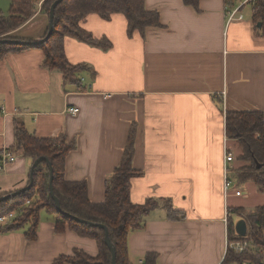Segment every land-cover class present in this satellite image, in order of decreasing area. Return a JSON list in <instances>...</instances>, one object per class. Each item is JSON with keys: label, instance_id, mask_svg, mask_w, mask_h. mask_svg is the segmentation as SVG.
Here are the masks:
<instances>
[{"label": "crops", "instance_id": "obj_1", "mask_svg": "<svg viewBox=\"0 0 264 264\" xmlns=\"http://www.w3.org/2000/svg\"><path fill=\"white\" fill-rule=\"evenodd\" d=\"M248 4L250 18L243 12ZM145 5L158 10L161 20L145 37L128 36L122 13L108 20L91 13L81 21L94 37L112 42L107 50L65 37L69 62L89 69L83 89L47 68L39 48L11 52L0 61V158L15 142L17 117L37 136L76 139L66 159V179L85 180L90 200L102 202L106 178L137 122L134 165L143 175L132 179L131 198L135 203L171 199L184 217L169 219L162 205L153 209L145 226L129 234L131 262L156 253V264H221L228 198L235 203L231 207L245 206L235 195L238 185L225 195L226 111L264 112V36L254 27L252 2L242 7L243 19L232 21L225 0H200L198 9L184 0H145ZM45 26L42 21L41 29ZM43 34L31 37L39 41ZM32 164L17 156L0 171V194L29 184ZM237 164L235 159L233 168ZM190 196L196 197L193 206ZM55 226L54 213L44 209L36 240L25 236L27 226L0 232V264H53L74 249L99 254L93 238L70 228L58 233Z\"/></svg>", "mask_w": 264, "mask_h": 264}, {"label": "trees", "instance_id": "obj_2", "mask_svg": "<svg viewBox=\"0 0 264 264\" xmlns=\"http://www.w3.org/2000/svg\"><path fill=\"white\" fill-rule=\"evenodd\" d=\"M56 0H43L40 13L50 17L51 7ZM185 4L199 8L200 0H184ZM228 7L234 0H225ZM258 9L253 13L254 27L264 36V0H256ZM38 6L34 0H11L8 14L0 11V39L16 40L13 44L0 43V61L11 52L29 48H39L45 54L44 64L49 69H58L63 74L65 83L85 88L80 71L86 64H72L67 59L65 37L73 36L104 50L111 48L112 42L107 37L96 38L81 26V21L91 13L110 19L115 13H122L127 19V33L133 37L136 32L145 37L149 27L161 26L160 12L148 10L145 0H63L55 8L54 30L43 42H37L31 36L20 37L19 33L33 21ZM262 22L259 27L258 23ZM48 31L45 28L43 37ZM27 42V43H22ZM226 135L234 140L240 149L236 157L239 164L231 167L239 184L254 180L259 190L264 193V112L263 111H226ZM138 123L131 125L123 155L106 178L105 198L102 202H93L89 198V188L85 180L66 179V159L71 150L77 147L76 139H68L64 134L57 137H40L30 131L24 121L15 118V142L7 149L17 156L29 157L33 163L40 157H46L52 165L53 193L60 203L57 210L50 192V169L46 160H41L34 168L33 185L30 189L0 202V215L13 212L9 223L0 227V232H9L29 223L25 231L29 240H36L41 211L54 213L56 231L64 233L70 228L84 237L96 240L99 254L92 257L82 249H74L73 254L57 257L53 264H113L112 253L105 243L104 229L80 222L76 218L104 225L116 249V264H133L128 249L129 234L145 226L149 213L162 205L166 208L169 219L178 220L184 212L173 208L171 199L158 200L149 197L143 203H135L131 198L132 179L143 175L134 165ZM261 167H258V165ZM3 193L0 194V196ZM228 239H241L237 235L233 216L236 213L244 218L251 238L259 247L258 252L244 251L237 253L227 250L222 264H259L264 259V205H259L251 212L244 207L229 208ZM240 218V219H241ZM156 253H149L144 264H156Z\"/></svg>", "mask_w": 264, "mask_h": 264}, {"label": "built area", "instance_id": "obj_3", "mask_svg": "<svg viewBox=\"0 0 264 264\" xmlns=\"http://www.w3.org/2000/svg\"><path fill=\"white\" fill-rule=\"evenodd\" d=\"M42 1L43 0H34L35 5L38 6V10H41L42 7ZM252 2L253 5V11H256L258 9V6L256 4V0H243L242 4H238L237 0H234V5L231 7H227L226 10V15L227 19L229 21L236 20V19H243L244 15L242 13V7L246 5L247 3ZM237 5L235 6V4ZM69 111L72 113H77L78 108H69ZM228 141H230L225 134V149H224V190H225V195L226 197L230 196L229 192L232 187H236L235 180L230 175L232 163L234 161V155L228 145ZM17 159V155L15 152H12L8 149L3 151V155L0 158V171L6 169L10 164L14 163ZM236 196H242V191L240 189H237L235 191ZM228 217L230 215L229 209L227 213ZM13 217V212L7 213V214H2L0 215V227L6 225L9 223L10 219ZM247 236V235H246ZM244 236L245 238L241 239H234V240H229L227 238V249H232L233 251L240 253L244 251H249V252H258L259 247L257 244L254 243V241L251 238H248ZM264 254V247L262 250ZM226 254V253H225ZM225 257V256H224ZM224 259V258H223ZM223 263V260L221 261V264ZM138 264H144V261H140Z\"/></svg>", "mask_w": 264, "mask_h": 264}, {"label": "rangeland", "instance_id": "obj_4", "mask_svg": "<svg viewBox=\"0 0 264 264\" xmlns=\"http://www.w3.org/2000/svg\"><path fill=\"white\" fill-rule=\"evenodd\" d=\"M237 3L238 4H242L243 0H237ZM10 5H11V0H0V11L5 13V14H8ZM250 10H251V7H250V4H248V7L246 9H244V11H243L245 14H249L247 16L248 18L252 17V14H251ZM39 12L40 11L38 10L37 13H39ZM35 15H37V14H35ZM39 15L40 16L38 18H36L33 22H31L29 24V26L26 28V29H29V30H24V31L19 33L20 37H27V36H32V35L37 36L38 34H41L42 31H45V28H47V25L49 24V18H48V16L45 13H41ZM42 21H43V26L46 25L45 28L43 27V29H41V27H40ZM88 71H89V69L85 68V67L80 71L79 74L81 75L82 80H84V78H85L84 74L88 73ZM90 73H91V75L93 74L92 71H90ZM228 145H229V147H230V149H231V151H232V153L234 155V161H235L237 155L240 152L238 144L236 143V141H233L232 143L230 141H228ZM231 172H233V169H232V171H230V175L233 178V180H235V184L238 185V188L241 189V191L243 192V195L237 199L238 202H243L244 201L245 202L244 208L247 211H249V212L253 211L255 209V207H257L259 205H264V193L259 190V188L256 185V183L254 182V180L248 181V184L246 182V183H243V184L239 185V183L236 181L237 180L236 176L233 173H231ZM231 191L233 192V191H235V189L232 187V189H230V192ZM5 194H7V193H5ZM181 198H184V196L181 197ZM195 201H196V197L192 198L190 196L189 199H188V202H189L190 206H193L195 204ZM184 202L185 201L183 199H181L180 204L183 205ZM227 202L230 205L229 207H231V206H233L235 204V203L232 202V198L231 197L228 198ZM232 208H234V207H232ZM42 215H43V212H42ZM240 218L241 217H239L235 213L234 216H233L234 223H236ZM28 224L29 223L24 225V227L27 226V229L29 228ZM248 230H249V225H248ZM230 250H232V249H230Z\"/></svg>", "mask_w": 264, "mask_h": 264}, {"label": "water", "instance_id": "obj_5", "mask_svg": "<svg viewBox=\"0 0 264 264\" xmlns=\"http://www.w3.org/2000/svg\"><path fill=\"white\" fill-rule=\"evenodd\" d=\"M62 1L63 0H56V1H54L53 5L51 7V11H50V17H49V24H48L47 34H46L45 37H43L42 39H40L39 41H37L38 43L47 40L52 35L53 30H54L55 8ZM258 26L261 27L262 26V22H259L258 23ZM16 42H18V41L11 40V39H6V38L0 39V43H2V44H5V43L13 44V43H16ZM22 43H27V42H22ZM41 160H46L47 161V164L49 166L50 174H51V176H50V184H49L50 185L51 196L55 200L57 210L58 211H61V207H60L59 200L57 199V197L53 193V171H52V165H51V162L46 157H40L37 160H35L34 163L32 164V167H31V170H30V180H29V184H27L26 186H24V187H22V188H20V189H18L16 191H13V192H10V193L1 195L0 196V202L1 201L8 200L11 197H14L17 194H20L21 192L26 191V190H28V189L31 188V186L33 185L34 168H35V166ZM258 167H261V165L259 164ZM76 220H78L80 222L87 223V224H89L91 226H97V227H100V228L104 229V231H105V238H104L105 243L109 247V249L111 250V253H112V263L113 264H116V249H115V246H114L113 242L111 241V238L109 236V232H108L107 228L104 225H102V224H98V223L86 221V220H83V219H80V218H76ZM235 231H236L237 235H239V236H243L244 237V236L247 235V233H248V223H247V221L244 218L239 219L235 223ZM259 264H264V259Z\"/></svg>", "mask_w": 264, "mask_h": 264}, {"label": "flooded vegetation", "instance_id": "obj_6", "mask_svg": "<svg viewBox=\"0 0 264 264\" xmlns=\"http://www.w3.org/2000/svg\"><path fill=\"white\" fill-rule=\"evenodd\" d=\"M253 11V10H252ZM255 11H253V13H254Z\"/></svg>", "mask_w": 264, "mask_h": 264}]
</instances>
